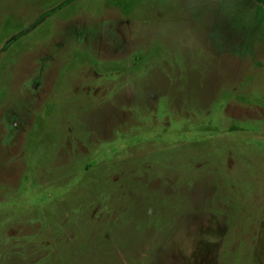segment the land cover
<instances>
[{
  "label": "rangeland",
  "instance_id": "rangeland-1",
  "mask_svg": "<svg viewBox=\"0 0 264 264\" xmlns=\"http://www.w3.org/2000/svg\"><path fill=\"white\" fill-rule=\"evenodd\" d=\"M0 264H264V0H0Z\"/></svg>",
  "mask_w": 264,
  "mask_h": 264
}]
</instances>
